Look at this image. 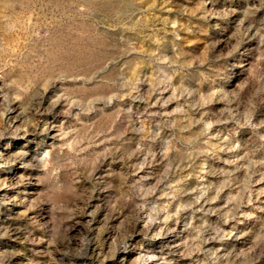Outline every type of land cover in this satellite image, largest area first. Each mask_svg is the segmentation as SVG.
I'll use <instances>...</instances> for the list:
<instances>
[{
    "label": "rangeland",
    "instance_id": "1",
    "mask_svg": "<svg viewBox=\"0 0 264 264\" xmlns=\"http://www.w3.org/2000/svg\"><path fill=\"white\" fill-rule=\"evenodd\" d=\"M0 264H264V0H0Z\"/></svg>",
    "mask_w": 264,
    "mask_h": 264
}]
</instances>
